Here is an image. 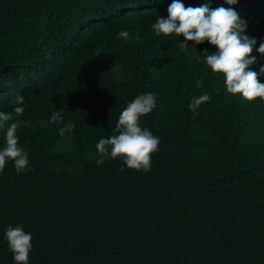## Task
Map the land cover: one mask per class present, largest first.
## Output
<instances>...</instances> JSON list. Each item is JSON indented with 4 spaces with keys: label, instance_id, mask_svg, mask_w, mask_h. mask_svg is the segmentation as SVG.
<instances>
[{
    "label": "trees",
    "instance_id": "trees-1",
    "mask_svg": "<svg viewBox=\"0 0 264 264\" xmlns=\"http://www.w3.org/2000/svg\"><path fill=\"white\" fill-rule=\"evenodd\" d=\"M172 2L0 0V112L24 97L17 135L29 160L0 172V264H14L8 226L31 234L28 264H264V102L226 92L204 63L216 51L207 41L181 51L183 36L155 35ZM179 2L233 9L257 41L259 72L264 0ZM148 92L155 107L140 125L160 140L150 171L97 165L99 139Z\"/></svg>",
    "mask_w": 264,
    "mask_h": 264
},
{
    "label": "clouds",
    "instance_id": "clouds-1",
    "mask_svg": "<svg viewBox=\"0 0 264 264\" xmlns=\"http://www.w3.org/2000/svg\"><path fill=\"white\" fill-rule=\"evenodd\" d=\"M229 5L237 0H225ZM167 18L158 17L152 25L156 36L175 37L183 36L184 42H179L181 51L188 48V41L201 44L207 41L215 46V52H207L204 63L211 69L213 75L221 74L226 92L232 95L240 94L246 101L259 98L264 102V83L258 81V75L264 74V65L259 72L252 71L250 66L256 63L252 56L257 41L245 35L246 22L231 8L219 7L210 9L206 4L197 8L185 6L179 0L167 8ZM118 38L127 41L129 32L122 30L117 33ZM135 39L139 40L137 33ZM257 53L264 55V40L256 48ZM202 84L196 81L197 87ZM205 93L193 97L188 105L189 110L195 112L199 106L210 100ZM24 97L17 95L13 103L16 106L11 112H0V130L4 131V146L0 148V172H3L6 162L14 164L17 174L27 170L29 163L28 153L18 146V129L24 121L18 119L25 109L22 106ZM156 94L144 93L138 95L127 104L120 113L113 134L108 138L99 139L95 145L97 165L104 164L105 160L121 158L123 165L137 171H150L151 156L158 150V137L140 125L141 117L148 115L155 107ZM63 120L61 111L52 113L49 124L60 123ZM75 125L69 122L59 129V135L74 130ZM121 171L124 170L122 167ZM4 239L12 253L14 264H28L29 253L32 248V236L24 231L22 226H8L4 232Z\"/></svg>",
    "mask_w": 264,
    "mask_h": 264
}]
</instances>
